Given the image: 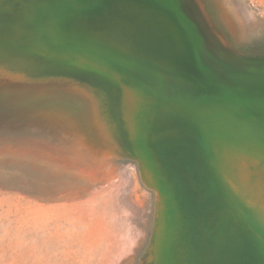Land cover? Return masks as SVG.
Returning a JSON list of instances; mask_svg holds the SVG:
<instances>
[{
    "label": "rangeland",
    "instance_id": "374dc122",
    "mask_svg": "<svg viewBox=\"0 0 264 264\" xmlns=\"http://www.w3.org/2000/svg\"><path fill=\"white\" fill-rule=\"evenodd\" d=\"M77 1L83 4L76 0H0V264H159L161 197L125 141L127 118L128 137L141 149V121L148 103L140 93V81L148 77L129 59L128 63L117 62L108 52L64 43V28L52 10L104 11V0ZM157 1L189 27L196 56L213 80L202 97L226 109L225 126L243 123L234 117L250 116L254 129L240 125L236 131L253 133L261 140L259 147H252L240 134L236 144L234 136L227 137L224 144H232L235 163L229 169L218 162L217 173L221 179L225 170L229 184L240 191L235 198L240 217L250 212L257 216L256 223L252 218L254 224L264 222V0H175L186 12L173 0ZM176 114L187 122L182 137L194 134L197 126L185 121L193 117L188 112ZM194 143V138L185 140L190 149ZM208 154L200 155L205 168L212 166ZM225 156L230 161L229 151ZM201 177L203 183L196 184L199 190L210 182L207 170ZM252 204H259L252 209L255 213L249 209ZM238 213L232 216L238 218ZM206 215L212 224L209 218L200 217L208 232L197 229L198 240L211 245L209 236L206 243L200 233L213 229L212 242L228 241L216 248V255L225 260L218 259L216 246H211V261L216 257V264H236L244 244L251 248L244 252L249 255L248 263L259 264L250 243L256 238L248 234L247 245L248 239L243 243L232 231L222 230V220L217 224L212 213ZM262 222L256 229L264 239ZM177 239L176 234L168 235L169 251L165 249L162 264L169 254H176L182 262ZM228 249L234 262L224 253ZM185 253L194 257L192 249ZM246 256L237 263L245 264Z\"/></svg>",
    "mask_w": 264,
    "mask_h": 264
},
{
    "label": "water",
    "instance_id": "95a60500",
    "mask_svg": "<svg viewBox=\"0 0 264 264\" xmlns=\"http://www.w3.org/2000/svg\"><path fill=\"white\" fill-rule=\"evenodd\" d=\"M173 1L183 9L181 3ZM77 2L76 0V4ZM103 8L102 13L96 9L77 13L50 9L60 17L65 44L100 51L105 55L108 52L117 62L128 63L129 59L147 74L148 79L140 81V93L146 96L148 103L141 121V149L135 147L128 137L130 124L127 118L125 141L128 142L130 152L144 164L145 178L158 190L161 197L159 220L162 229L159 230L158 243L162 256L159 264H162L165 249L168 250V235L170 237L172 234L178 237L179 256L183 260L180 263L176 254L174 257L169 254L165 264H212L213 261L209 259L211 249L198 240L196 233L197 229L207 230L201 227L202 222L198 224V218L202 215L206 217L207 213H212L217 224L222 220L224 231H232L237 238L240 237L239 240L245 238L244 241H247L249 235L256 238L253 248L257 254L259 252L256 255L259 262L264 264V252L258 246L259 241H264L259 236L262 234L251 223L254 215L247 213L249 218L246 213H241V217L233 218L231 212H235L237 204L236 189L229 185L227 173H222L223 179L217 173L218 162L223 167L228 165L229 169L235 163L230 149L232 144H224L227 137L234 136L232 139L236 144V135L240 134L247 137L246 141L252 147H259L261 140L256 139L258 137L253 133L236 131L240 125L246 129H254L250 116L238 119L234 117L235 121L243 123L225 126L227 118L225 116L224 119L223 113H226V109L212 103V99L202 97L204 91L212 85V77L205 72L196 56V43L189 27L177 20L165 3L157 0H104ZM157 21L163 22L161 27L157 25ZM179 111L188 112L193 117L185 121L197 126L194 134L182 137L187 122L178 119L179 115L176 113ZM230 120L234 121L232 117ZM246 124H250V127ZM187 138L196 140L195 149L185 145ZM205 151L209 152L212 160V166L208 165L209 171L204 168V162L200 159ZM228 151L232 156L230 161L225 156ZM193 153L197 155L196 162L193 160ZM204 169L208 172L210 182L206 188L199 190L196 184L202 181L200 177ZM222 182L227 185L226 189ZM211 233L201 234L211 237ZM215 244L211 243L212 246ZM218 245L217 243L216 246ZM190 248L195 254L193 258L185 253ZM241 254L242 247L239 252ZM190 260L194 262L190 263Z\"/></svg>",
    "mask_w": 264,
    "mask_h": 264
},
{
    "label": "bare ground",
    "instance_id": "6f19581e",
    "mask_svg": "<svg viewBox=\"0 0 264 264\" xmlns=\"http://www.w3.org/2000/svg\"><path fill=\"white\" fill-rule=\"evenodd\" d=\"M159 23H160V22H159ZM159 23L157 22V25H158L159 27H161V25H160ZM138 27H140V23H138ZM204 50H205V49H204ZM206 51H207V50L204 51L205 54H207ZM93 53H94V52H93ZM134 85H135V84H134ZM144 103H145V102H144ZM142 111H143V110H142ZM182 118H183V116H182ZM181 120H183V119H181ZM190 127H192V126L190 125ZM195 130H197V127H196ZM195 130H194V131H195ZM261 131H262V130H261ZM180 132H181V131H180ZM183 133H184V132H183ZM191 135H192V134H191ZM194 140H195V139H194ZM194 144H195V143H194ZM195 145H196V144H195ZM194 148H195V147H193V149H194ZM206 153H207V152H206ZM205 155H206V154H205ZM208 156H210V154H208ZM208 156H207V157H208ZM204 157H206V156H204ZM207 157H206V158H207ZM209 158H210V157H209ZM209 158H208V159H209ZM193 159H194V158H193ZM210 159H211V158H210ZM194 160H196V159H194ZM206 167H207V169H208V166H206ZM217 167H218V165H217ZM204 168H205V163H204ZM208 171H209V170H208ZM221 171H222V170H221ZM221 171H220V172H221ZM224 171H225V170H224ZM224 171H223V172H224ZM205 172H206V170H205ZM220 172H219V173H220ZM223 172H222V173H223ZM225 173H226V172H225ZM205 176H206V175H205ZM219 176H220V175H219ZM203 177H204V176H203ZM204 178H205V177H204ZM206 178H207V177H206ZM206 178H205V179H206ZM227 178H228V180H229V177H227ZM201 179H202V178H201ZM221 179H222V174H221ZM230 179H231V178H230ZM237 179H238V178H237ZM206 180H207V179H206ZM234 180H235V179H233V181H234ZM243 180H244V178H243ZM243 180H240V181L243 182ZM204 181H205V180H204ZM229 181H230V180H229ZM229 181H228V183H229ZM233 181H232V182H233ZM205 182H206V181H205ZM205 182H204V184H205ZM238 182H239V181H238ZM202 183H203V181H202ZM235 183H236V182H235ZM235 183H234V184L232 183V185H235ZM223 184H225V183H223ZM239 184H240V183H239ZM243 184H244V183H242V185H243ZM197 185H198V184H197ZM205 185H206V184H205ZM207 185H208V184H207ZM229 185H230V184H229ZM244 185H245V184H244ZM244 185H243V186H244ZM230 186H231V185H230ZM223 187H225V186H223ZM232 187L235 188V186H232ZM244 187H245V186H244ZM226 188H227V187H225V189H226ZM250 188H251V187H250ZM197 189H199V188H197ZM235 189H236V188H235ZM248 189H249V188H248ZM245 190H246V189H245ZM251 190H252V189H250V191H251ZM254 190H255V189H254ZM254 190H253V191H254ZM235 191H236V190H235ZM237 192L240 193V191H237ZM237 192H236V193H237ZM240 194H241V193H240ZM246 194H247V193H246ZM246 194H245V195H246ZM255 194H256V193H255ZM237 195H238V193H237ZM237 195H236V196H237ZM249 195H250V194H249ZM238 197H239V196H238ZM238 197H237V198H238ZM246 197H249L248 194H247ZM251 197H252V196H251ZM251 197H250V199H251ZM256 198H258V197H256ZM245 199H246V198H245ZM250 199L247 198V200H249V202H250ZM237 200H238V199H237ZM239 200H240V199H239ZM247 200H246V201H247ZM262 200H263V199H262ZM252 201H254V200L251 199V202H252ZM241 202H242V204H243V201H241ZM263 202H264V201H263ZM253 203L255 204L256 202L254 201ZM238 204H240L241 206H243L241 203H239V201H238ZM254 204H252V208L249 207V209H251V212H252V211H253V212L256 211V210H252V209H253V208L256 209V207L259 205V204H258V205H255V207H254ZM236 205H237V204H236ZM240 205H239V206H240ZM244 205H245V202H244ZM247 206H248V205H246V207H247ZM250 206H251V205H250ZM237 207H238V206H237ZM237 207H235L236 209L234 208V209L236 210L235 212H237V211L239 210ZM246 207H245V208H246ZM261 208H262V207H261ZM242 209H243V208H242ZM247 209H248V208H247ZM249 209H248V210H249ZM257 209H258V208H257ZM259 209H260V208H259ZM245 210H246V209H245ZM240 211H242V210L240 209ZM259 211H260V210H259ZM261 211H264V210H261ZM235 212H233V213H235ZM237 213H238V212H237ZM237 213H235V214H237ZM239 213H240V212H239ZM239 213H238V215H239L238 217H240V214H239ZM244 213H245V212H244ZM248 213H250V212H248ZM254 213H255V212H254ZM257 213H258L257 215L260 214L259 212H257ZM231 214H232V213H231ZM235 214H232V215H235ZM261 214L263 215L264 213L262 212ZM208 215H209V214H208ZM246 215H247V213H246ZM249 215H253V214H249ZM249 215H248V216H249ZM202 217H204V215H202ZM235 217H236V216H234L233 218L235 219ZM249 217H250V216H249ZM252 217H253V216H252ZM255 217H257V216H255ZM255 217H253V221H254ZM262 217H264V216H262ZM262 217H260V219H262ZM205 218H206V219H205ZM207 218H209V217L206 215V217H204V219L207 220ZM258 218H259V217H258ZM198 219H199V218H198ZM236 219H237V218H236ZM209 220H210V218H209ZM209 220H208V222H209ZM257 220H258V219H257ZM199 221H200V219H199ZM199 221H198V224H199ZM251 221H252V219H251ZM253 221H252V222H253ZM259 221L262 222L261 220H259ZM259 221H257V222H258L257 224H254V222L256 223V219H255V221L253 222V224L256 225V228H257V226L260 225V224H259ZM201 222H203V223L201 224V226H202L203 224L206 223L205 221H201ZM204 222H205V223H204ZM262 223L264 224V222H262ZM207 224H208V223H207ZM207 224H206V227H207ZM210 224H212V223H211V220H210ZM222 224H223V223H222ZM245 224H246V223H245ZM245 224H244V225H245ZM246 226H247V225H246ZM203 227H204V225H203ZM212 227H213V225H212ZM254 227H255V226H254ZM261 227L264 228V225L261 226ZM261 227L258 228V229H261ZM213 228H214V227H213ZM222 228H223V227H222ZM206 229H207V228H206ZM211 229H212V228H211ZM209 230H210V229H209ZM212 230H213V229H212ZM212 230H210V233H211ZM214 230H215V229H214ZM222 230L224 231V229H222ZM261 230H262V229H261ZM261 230H260V231H261ZM204 231H205V230H204ZM223 231H220V232H219V235H222L223 233H221V232H223ZM258 231H259V230H258ZM263 231H264V230H263ZM263 231H261V232H263ZM205 232L207 233L208 231L206 230ZM205 232H204V233H205ZM212 232L214 233L215 231H212ZM213 233H212V234H213ZM226 233H228V232H226ZM263 233H264V232H263ZM197 234H198V233H197ZM200 234H201V233H200ZM214 234H215V233H214ZM216 234H217V232H216ZM224 234H225V233H224ZM258 235H259V234H258ZM170 236H171V235H170ZM198 236H199V235H198ZM212 236H213V235H212ZM212 236H211V237H212ZM216 236H217V235H216ZM224 236H225V235H224ZM260 236H262V235H260ZM202 237H203V236H202ZM202 237H201V238H202ZM211 237H209V238L211 239V240H210L211 243L216 242V241H213V242H212V238H211ZM218 237H219V236H217V238H218ZM225 237H226V236H225ZM201 238H200V239H201ZM203 238L205 239V242L207 243V242H208L207 239H209L208 236H207V239H206V236L203 237ZM203 238H202V239H203ZM223 238H224V237H223ZM226 238H227V237H226ZM228 238H229V237H228ZM232 238H234V236H233ZM239 238H240V237H239ZM253 238H254V237H253ZM219 239H220V238H219ZM244 239H245V238H244ZM244 239H243V240H244ZM250 239H251V238H249V240H250ZM221 240H222V238L220 239V241H221ZM234 240H235V238H234ZM234 240H233V241L230 240V243H231V242L236 243V242H234ZM249 240H248L247 245L249 244ZM262 240H264V239H262ZM210 241H209V242H210ZM218 241H219V240H218ZM240 241H242V240H240ZM251 241H252V239H251ZM251 241H250V243H252V245H253L254 242H251ZM202 242H204V241H201V243H202ZM221 242H222V244H223L224 240H222ZM221 242H220V243L218 242V244H221ZM227 242H228V241L224 242V244H226ZM242 242H243V241H242ZM242 242H241V243H242ZM244 242H245V241H244ZM244 242H243V243H244ZM260 242H261V241H260ZM204 244H205V243H204ZM207 244H208V245H207ZM207 244H205V245H207L208 248H210V247L212 246V245H209V243H207ZM231 244H232V243H231ZM236 244H237V243H236ZM245 244H246V243H245ZM260 244H261V245H260ZM260 244H259V247H260V248H262V245H263V247H264V244H262V242H261ZM216 245H217V242H216V244H215L214 246H216ZM237 245H238V244H237ZM243 245H244V244H243ZM243 245H242V247L245 248V246H243ZM250 245H251V244H250ZM207 246H206V247H207ZM214 246H213V247H214ZM228 246H230V245H228ZM225 247L228 248L227 246H225ZM232 247H233V245H231V248H232ZM251 247H253V246H251ZM169 248H170V247H169ZM216 248L218 249V246H216L215 248H213V249H215V253L217 252V251H216V250H217ZM222 248H223V247H222ZM226 248H224V250H225ZM231 248L229 247L230 251H233V249L231 250ZM238 248H239V246H238ZM238 248L236 247L235 249L237 250ZM247 248H248V249L250 248L249 245L247 246ZM247 248H245L246 251L243 250L242 256L239 255V254H238L239 252L237 253V251H236V253H234V254H238V255L240 256V258H241V257L244 258V256L248 255V254H246V253H245V255H244V252H247V250H248ZM190 249H192V248H190ZM211 249H212V247H211ZM213 249H212V252H213ZM219 249H220V248H219ZM229 249H228L227 252L225 251L224 253H225V254L229 253V255L232 256V257L229 258L228 254H227V256H228L227 259H230V260H231V258H233V254H232V252L229 251ZM262 249H263V248H262ZM226 250H227V249H226ZM249 250L251 251V248H250ZM249 250H248V251H249ZM252 250H254V248H252ZM168 251H169V250H168ZM170 251H171V250H170ZM178 251H179V250H178ZM190 251H191V250H190ZM219 251H220V254H222V253H221V250H219ZM185 252H186V251H185ZM234 252H235V251H234ZM253 252H254V251H253ZM253 252H251L250 254H252ZM255 252H256V251H255ZM255 252H254V253H255ZM230 253H231V254H230ZM247 253H249V252H247ZM254 253H253V254H254ZM190 254L195 255L194 253H190ZM213 254H214V253H213ZM213 254H211V255H213ZM216 254H217V253H216ZM255 254L258 255L259 252H258V254H257V253H255ZM255 254H254V255H255ZM211 255H209V256H210V257H213V256H211ZM218 255H219V253H218ZM218 255H216V257H217ZM243 255H244V256H243ZM254 255H253V256H254ZM256 255H255V256H256ZM191 256H192V255H191ZM214 256H215V255H214ZM221 256H222V255H221ZM221 256H220V257L218 256V259L221 258ZM248 256H249V255H248ZM248 256H246V258H247ZM216 257H214L213 262L216 261V260H215ZM256 257H257V256H256ZM256 257H255V258H256ZM192 258H193V257H192ZM223 258H224V257L222 256V260H223ZM225 258H226V257H225ZM240 258L236 259L235 261L239 262V261L241 260ZM243 258H242V259H243ZM252 258H253V257H252ZM262 258H263V256H262ZM234 259H235V258H234ZM239 259H240V260H239ZM244 259H245V258H244ZM248 259H249V258H247V261H246L247 263H248ZM250 259H251V258H250ZM224 260H225V259H224ZM224 260H223V261H224ZM252 260H253V259H252ZM252 260H251V261H252ZM256 260H258V259H255V262H258V261H256ZM231 261H232V260H231ZM243 261H244V260H243ZM243 261H242V262H243ZM192 262H193V261H192ZM213 262H212V263H213ZM221 262H222V261H221ZM227 262H228V261H227ZM232 262H234V260H233ZM237 262H234V263L238 264ZM246 262H245V264H247ZM249 262H250V261H249ZM217 263H218V262H217ZM224 263H225V262H224ZM228 263H231V262H228ZM251 263H252V262H251ZM253 263H254V262H253ZM258 263L260 264V262H258ZM222 264H223V263H222ZM231 264H233V263H231ZM239 264H242V263L240 262ZM248 264H250V263H248ZM261 264H262V263H261Z\"/></svg>",
    "mask_w": 264,
    "mask_h": 264
}]
</instances>
